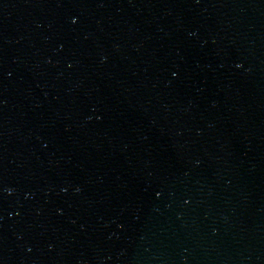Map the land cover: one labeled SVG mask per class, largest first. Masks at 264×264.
Listing matches in <instances>:
<instances>
[{
    "label": "water",
    "instance_id": "1",
    "mask_svg": "<svg viewBox=\"0 0 264 264\" xmlns=\"http://www.w3.org/2000/svg\"><path fill=\"white\" fill-rule=\"evenodd\" d=\"M0 264H264V0H0Z\"/></svg>",
    "mask_w": 264,
    "mask_h": 264
}]
</instances>
